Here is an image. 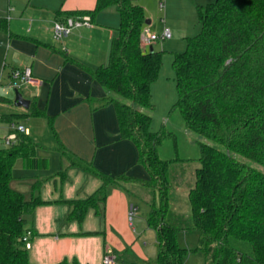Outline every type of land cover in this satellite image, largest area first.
Listing matches in <instances>:
<instances>
[{
	"label": "trees",
	"instance_id": "16d2710c",
	"mask_svg": "<svg viewBox=\"0 0 264 264\" xmlns=\"http://www.w3.org/2000/svg\"><path fill=\"white\" fill-rule=\"evenodd\" d=\"M111 7L120 16L119 34L112 41L109 63L92 72L107 93L96 102L99 107L114 106L120 137L136 145L138 163L149 178L111 176L91 163L74 161L103 183L92 196L70 202V217L82 221L90 208L107 200L113 188L138 184L154 193L147 224L156 232L158 253L149 264H184L188 250L180 245L178 234L185 230L199 232L198 249L205 264H264V172L237 158L264 167V0L198 4L202 30L188 38L184 52L174 53L178 91L174 109L187 129L224 147L200 143L201 167L189 193L191 223L170 209L172 161L160 156L164 142L176 136L166 125L160 132L151 130L152 85L160 74L163 52L141 43L148 20L144 7L134 0H97L94 10L78 15L94 16ZM5 22L0 18V28L6 29ZM30 112L48 118L53 127V117L34 102ZM37 148L25 133H19L13 145L0 148V264H31L22 237L35 208L45 202L36 195L27 199L10 183L18 159L27 167L48 166L46 158L37 156ZM112 252L115 264H137L129 248Z\"/></svg>",
	"mask_w": 264,
	"mask_h": 264
},
{
	"label": "crops",
	"instance_id": "0c3cea01",
	"mask_svg": "<svg viewBox=\"0 0 264 264\" xmlns=\"http://www.w3.org/2000/svg\"><path fill=\"white\" fill-rule=\"evenodd\" d=\"M96 4L97 0H0V18L6 21V29L0 28V126L6 125L4 141L12 123H19L37 143V156L48 161L46 168H33L18 159L10 183L27 199L36 195L45 202L35 208L26 226L33 233L28 248L31 264L65 260L103 264L108 251L130 247L133 254L135 249L129 217L131 208L136 207L128 191L132 185L143 193L138 184L113 188L107 200L90 208L82 221L70 217V202L92 196L103 183L74 161L91 163L111 176L125 173L149 178L138 163L136 145L120 137L114 106L99 107L96 102L107 93L92 72L109 63L119 27L114 29L96 14L91 16V27L74 28L60 39L54 35L56 22L92 11ZM149 24L146 26L150 29ZM16 69L31 70L36 82L19 84L31 104L53 117V127L48 118L32 115L30 107L13 104L16 87L12 73ZM31 118L45 120L41 131L31 125ZM37 183L40 186L35 191Z\"/></svg>",
	"mask_w": 264,
	"mask_h": 264
},
{
	"label": "rangeland",
	"instance_id": "374dc122",
	"mask_svg": "<svg viewBox=\"0 0 264 264\" xmlns=\"http://www.w3.org/2000/svg\"><path fill=\"white\" fill-rule=\"evenodd\" d=\"M134 1L144 7L146 17L151 21L148 26L152 33L161 35L164 30L168 29L172 34L171 38L157 40L152 45L154 50L163 52V65L158 79L152 85V102L155 108L152 111L153 122L151 130L153 132H160L163 125H166L176 136V138H170L164 142L160 148V156L163 159L172 161L169 174L171 182L169 191L170 209L176 214L183 215L186 221L191 223L189 193L195 186L196 171L201 167L199 161L200 143H210L220 148L224 147L187 129L180 112L174 109L178 100V91L173 62L174 53L184 52L188 46V38L197 36L202 30L197 5H206L212 0ZM98 15L104 17L107 24L114 29L117 30L120 26V16L116 8L99 12ZM16 88L25 97V91L20 84ZM145 111L147 112V110ZM31 120V125L34 123V127H38L39 131H41L43 123L46 124L45 120L42 119L31 118ZM22 122L29 123L25 120H22ZM5 128L6 125L0 126V148L6 145L4 141V136L6 135ZM237 158L241 162L264 172L263 166L241 156ZM53 162L52 156L51 163ZM18 165L21 168L23 167L21 164ZM22 169L25 168L23 167ZM132 187L130 185L128 191L136 207L134 213L129 217L136 239L132 255L137 264H149L148 262L152 263L155 260L158 253L156 232L147 224V215L154 198V193L152 190L142 188V186L140 189H143V193ZM199 238L200 234L197 230L179 232V243L183 248L188 250L184 264H205L204 253L198 249ZM127 248L131 249L130 247Z\"/></svg>",
	"mask_w": 264,
	"mask_h": 264
},
{
	"label": "built area",
	"instance_id": "2783aa9c",
	"mask_svg": "<svg viewBox=\"0 0 264 264\" xmlns=\"http://www.w3.org/2000/svg\"><path fill=\"white\" fill-rule=\"evenodd\" d=\"M92 20L90 15H81L77 17L68 18L64 22H56L54 26V35L56 39H60L64 36H67L74 28L78 27H91ZM172 37L171 31L166 29L163 31L161 35L152 33L151 30L145 26L141 33V43L144 48L151 47L155 41L157 40H165ZM13 77V86L16 87L19 83H34L36 82L33 78L30 69H16L12 73ZM19 133L29 134L28 129H26L23 125L12 123V131L6 138V144L8 146L13 145L17 141V136ZM135 208H131L130 215L134 213ZM33 237V233L31 230H26L22 240L25 243L27 248L31 246V238ZM116 257L112 251H108L103 259V264H115Z\"/></svg>",
	"mask_w": 264,
	"mask_h": 264
},
{
	"label": "water",
	"instance_id": "95a60500",
	"mask_svg": "<svg viewBox=\"0 0 264 264\" xmlns=\"http://www.w3.org/2000/svg\"><path fill=\"white\" fill-rule=\"evenodd\" d=\"M146 24H149V20L146 21ZM150 50H153V47H150ZM15 106L17 107H23L25 109H29L31 101L26 99L23 94L18 90L15 89V100H14Z\"/></svg>",
	"mask_w": 264,
	"mask_h": 264
}]
</instances>
